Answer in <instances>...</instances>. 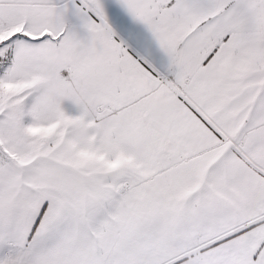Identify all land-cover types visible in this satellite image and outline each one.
Instances as JSON below:
<instances>
[{"label": "snow or ice", "instance_id": "obj_1", "mask_svg": "<svg viewBox=\"0 0 264 264\" xmlns=\"http://www.w3.org/2000/svg\"><path fill=\"white\" fill-rule=\"evenodd\" d=\"M0 264H264V0H0Z\"/></svg>", "mask_w": 264, "mask_h": 264}]
</instances>
